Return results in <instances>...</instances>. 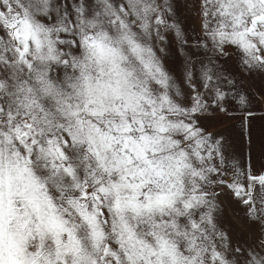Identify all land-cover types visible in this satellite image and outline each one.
<instances>
[{
	"label": "snow or ice",
	"instance_id": "1",
	"mask_svg": "<svg viewBox=\"0 0 264 264\" xmlns=\"http://www.w3.org/2000/svg\"><path fill=\"white\" fill-rule=\"evenodd\" d=\"M198 5L190 44L178 0H0V264H264V171L202 123L264 77V0Z\"/></svg>",
	"mask_w": 264,
	"mask_h": 264
},
{
	"label": "rangeland",
	"instance_id": "2",
	"mask_svg": "<svg viewBox=\"0 0 264 264\" xmlns=\"http://www.w3.org/2000/svg\"><path fill=\"white\" fill-rule=\"evenodd\" d=\"M198 7V0H178L177 15L190 44L199 33ZM160 55L174 75L183 72L184 55L171 34L168 35L166 51ZM232 65V60L224 63L225 68H230ZM240 89L245 96V102L242 103L240 96L236 95L234 91H230L224 102L227 112L213 108L202 118V123L209 132L224 137L226 158L230 162L239 161L241 165L245 166V140L247 141V139L245 133L242 134V129H244V116L242 114L250 108L264 105V77L245 78ZM229 171H231L230 167ZM219 201L222 205L220 224L231 237L233 246H256L261 239L259 225L249 222L245 215V209L232 198L227 190H224Z\"/></svg>",
	"mask_w": 264,
	"mask_h": 264
},
{
	"label": "crops",
	"instance_id": "3",
	"mask_svg": "<svg viewBox=\"0 0 264 264\" xmlns=\"http://www.w3.org/2000/svg\"><path fill=\"white\" fill-rule=\"evenodd\" d=\"M248 113H251L248 119ZM244 116L245 133V166L250 162L254 173L264 171V105L250 108L242 114ZM250 133V140H249Z\"/></svg>",
	"mask_w": 264,
	"mask_h": 264
}]
</instances>
